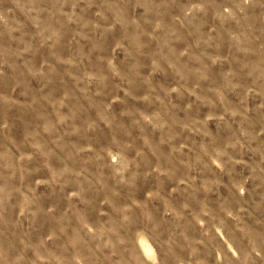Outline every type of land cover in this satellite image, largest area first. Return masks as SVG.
Returning <instances> with one entry per match:
<instances>
[{
  "label": "rangeland",
  "instance_id": "rangeland-1",
  "mask_svg": "<svg viewBox=\"0 0 264 264\" xmlns=\"http://www.w3.org/2000/svg\"><path fill=\"white\" fill-rule=\"evenodd\" d=\"M0 264H264V0H0Z\"/></svg>",
  "mask_w": 264,
  "mask_h": 264
}]
</instances>
